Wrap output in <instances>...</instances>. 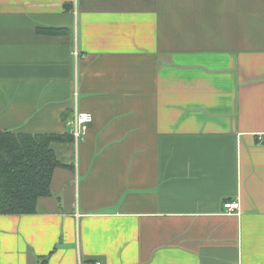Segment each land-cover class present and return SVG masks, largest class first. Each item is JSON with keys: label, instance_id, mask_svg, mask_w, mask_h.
Instances as JSON below:
<instances>
[{"label": "crops", "instance_id": "0c3cea01", "mask_svg": "<svg viewBox=\"0 0 264 264\" xmlns=\"http://www.w3.org/2000/svg\"><path fill=\"white\" fill-rule=\"evenodd\" d=\"M75 91L0 264H264V0H0V129L69 131Z\"/></svg>", "mask_w": 264, "mask_h": 264}, {"label": "trees", "instance_id": "16d2710c", "mask_svg": "<svg viewBox=\"0 0 264 264\" xmlns=\"http://www.w3.org/2000/svg\"><path fill=\"white\" fill-rule=\"evenodd\" d=\"M58 142H72L70 132L0 129V214L35 213L37 200L51 194L53 170L67 165L53 146Z\"/></svg>", "mask_w": 264, "mask_h": 264}, {"label": "built area", "instance_id": "2783aa9c", "mask_svg": "<svg viewBox=\"0 0 264 264\" xmlns=\"http://www.w3.org/2000/svg\"><path fill=\"white\" fill-rule=\"evenodd\" d=\"M76 97H77V93L75 91L73 93V99L75 105L74 113L71 116V118L66 121V125L69 127V132L72 136V143L75 149L78 148L80 141L83 140L88 125L92 121L91 114L77 109ZM240 208L241 207H240L239 199L225 201L223 203V213L226 215L239 214ZM79 264H82V262L79 261ZM85 264H102V263L100 261H88Z\"/></svg>", "mask_w": 264, "mask_h": 264}, {"label": "rangeland", "instance_id": "374dc122", "mask_svg": "<svg viewBox=\"0 0 264 264\" xmlns=\"http://www.w3.org/2000/svg\"><path fill=\"white\" fill-rule=\"evenodd\" d=\"M59 154H60V153H59ZM73 155H74V157H75L76 154L73 153ZM59 156H60L61 159L63 158L61 155H59ZM58 197H59V196H56L57 199H58Z\"/></svg>", "mask_w": 264, "mask_h": 264}]
</instances>
